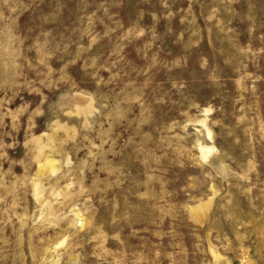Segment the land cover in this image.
I'll use <instances>...</instances> for the list:
<instances>
[{
	"label": "rangeland",
	"instance_id": "obj_1",
	"mask_svg": "<svg viewBox=\"0 0 264 264\" xmlns=\"http://www.w3.org/2000/svg\"><path fill=\"white\" fill-rule=\"evenodd\" d=\"M0 264H264V0H0Z\"/></svg>",
	"mask_w": 264,
	"mask_h": 264
}]
</instances>
